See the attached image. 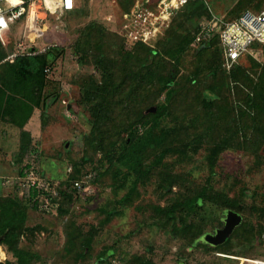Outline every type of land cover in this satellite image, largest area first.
Here are the masks:
<instances>
[{
  "label": "rangeland",
  "instance_id": "374dc122",
  "mask_svg": "<svg viewBox=\"0 0 264 264\" xmlns=\"http://www.w3.org/2000/svg\"><path fill=\"white\" fill-rule=\"evenodd\" d=\"M128 1L78 0L75 11L51 21L50 26H57L62 33L58 48L66 52L56 62L54 81L48 84L45 93L49 95L46 97L45 107L35 110L28 129L21 131L6 124L1 126L5 157H10L6 164L11 167L10 177L6 179L13 182L11 186L3 188L5 196L15 195L14 182L19 178L21 167L27 163L29 153L26 152L30 146L31 150L35 147L39 157L44 158L42 172L47 179L54 180L50 183L51 188L57 189L59 184L62 187L68 178L67 167L72 162L79 163L76 165L81 169V180L91 177V182L86 184L88 190L81 189L72 193L70 199L62 201L60 208L57 205L59 209H28L27 226L36 228V231L32 234L23 233L19 241L20 247L41 257L32 264H93L108 253H111L108 264H233V260L218 254L264 259V144L249 147L251 151L259 152L258 154L245 150H227L220 155L217 163L210 161L205 147L199 152L192 150L188 156L178 154L167 160L174 164L172 169L166 170L164 166L138 184L131 204L125 208L118 202L128 189L114 188L119 183L113 176L114 170L107 165L101 167L100 150L90 148V114L81 107L76 121L71 122L65 117L66 113L64 114L60 104L61 91L66 90V97L79 106V91L83 84L90 78L98 82L102 78L101 72L90 59L86 64L77 59L70 47L72 41L78 38L80 31L90 22L99 23L112 34L113 30L121 31L124 21L119 12H123ZM158 1L149 0L148 5L153 6ZM239 1L242 0H206L209 16L198 20V28L202 23L215 18L223 23L233 21L241 13ZM249 4V9L259 4L262 7L264 0ZM22 24L21 20L13 26L7 36L9 43L6 46L0 42V87L7 94L18 97L23 94L22 69L18 61L3 62L16 52L15 42L22 38ZM117 44L120 49L119 37L108 35L105 44L100 42L98 47L94 46L97 54L94 57L116 52L111 45L116 48ZM219 50V45L206 51L189 46L181 56L177 84L170 88L174 91L172 101L168 103L167 89L158 81L152 85L138 86L117 109L110 124L111 132L127 137L121 131V121L122 125L136 122L137 112L142 107L153 105L157 109L158 105L167 102L168 127L181 135L218 134L219 130L213 129L216 119L199 122V118L205 119L208 110L216 114V110H220L223 119L218 120L217 125L223 130L221 127L227 124L226 102L235 98L234 86L227 77L229 72L222 67V71H216V78L211 74ZM260 50L263 53L256 61L264 65L263 45ZM249 57L251 56L246 55L239 63L248 67ZM142 58V53L136 57ZM192 80L195 82L192 83ZM213 87L226 102L210 99V104L204 105L203 95ZM261 89L258 90V96L264 99V91ZM129 101L131 104L127 105ZM68 143L69 147H66ZM32 156L37 157L33 150ZM4 179L2 178L3 183ZM131 184L128 181V187ZM209 186L212 188H205ZM18 191L20 194L19 188ZM200 192L206 193L204 207L192 210L184 205L173 218H168L161 211L178 203L186 204ZM225 200L238 204L239 211L232 210L235 207H228ZM227 210L243 217L242 229L238 230L225 248L228 251L213 252L200 245L201 243L195 244L194 240L200 237V233H214L224 226L223 218ZM92 234V250L86 253L83 242ZM191 246L195 247L190 248ZM0 263L17 264L12 252L4 246H0Z\"/></svg>",
  "mask_w": 264,
  "mask_h": 264
},
{
  "label": "trees",
  "instance_id": "16d2710c",
  "mask_svg": "<svg viewBox=\"0 0 264 264\" xmlns=\"http://www.w3.org/2000/svg\"><path fill=\"white\" fill-rule=\"evenodd\" d=\"M140 1L129 0L126 2L123 12H119L121 16L130 12ZM254 1L257 0L239 1L238 6L241 13L233 21L248 10L261 12L264 9V5L260 7V4L249 9V3ZM208 8L206 0L189 1L183 9L184 11H181L179 18L175 17L172 21L170 28L165 33V35L168 33L167 36L164 38V35L156 40L153 43L154 46L144 43L129 46L120 30H113L112 34L97 22H90L70 45L77 59L81 62L84 61V64L90 59L94 67L101 72L102 78L100 82L90 78L83 84L79 91L81 105H74L70 98L66 97L68 94L63 89L60 93V104L64 114L66 113L65 117L71 122L76 121L75 118L77 119L76 116L79 115V108L81 107L90 114L91 133L88 136L90 148L100 150L103 164L101 167L107 165L114 170L113 176L119 181L118 185H114V188L128 189L126 195L118 202L120 206L129 207L128 205L131 204L132 198L137 192L138 184L143 183L153 173L155 174L164 166L166 170L172 169L174 164L167 160L178 154L188 156L192 150L199 152L202 147H205L209 152L210 161L217 163L220 155L227 150H245L258 154L259 152L251 151L249 147L264 144V99H260L258 96L259 89L262 88L261 90L264 91V65L256 61L263 53L259 44H254L251 47L253 55L245 54L240 58L241 60L246 55L251 56L248 58V67L240 64V60H238V63L227 74L229 81L234 86L235 98L226 102L215 87L203 95L204 105H209L210 101L208 100L210 99H214L215 102L225 101L227 104L225 114L227 115V124L223 126L224 128L221 127L223 130H220L219 125H217L218 120L223 119L220 110H216L217 114L208 110L205 119L199 118V122L212 118L216 119L213 129L217 128L218 134L213 136L181 135L177 130L168 127L166 121L169 116L167 102L158 105L157 109L153 105L142 107L143 109L141 108L137 112L136 122H128L126 125H122L121 121L120 127L123 128L121 131L127 134V137H121V133L111 132L110 124L113 116L117 114V109L123 102H126L125 99L130 95V92L137 89L138 86L142 84L152 85L158 81L167 89L166 100L168 103L172 101L174 91L170 88L177 84L181 56L189 46L193 49L206 51L219 45V55L221 54V56L218 55L216 63L212 66L211 74L216 78V71H222L224 55L219 34H212L201 43L196 42V36L199 33L197 22L203 16H209ZM108 35L119 37L121 48H118V44L116 48L111 45L113 50H117L116 52L94 57L97 55L94 46L97 45L98 47L100 42L105 44ZM65 52L58 46H54L42 54L17 59L23 73V94L18 97L7 94L3 89H0V145L2 125L6 124L23 131L35 110L45 107L46 97L49 96L45 95L47 86L54 81L53 73L56 70V62ZM140 53L143 54V58L136 59ZM194 82L195 80H192V83ZM231 83H229L230 86H232ZM130 104L131 101L127 103V105ZM66 147H69V143ZM32 150L37 154V157L32 156ZM32 150L30 146L26 152L29 153V156L26 157L27 165L21 170L19 178L33 167L43 178L47 179L42 172V159L44 160V158L39 157L35 147ZM71 164L67 167L68 178L65 179V183L62 187L58 183L56 189L58 197H53L55 206L59 205V208L64 199H70L73 196L72 193L78 191L75 187L76 182H91V177L81 180V169L76 165L79 163L72 162ZM213 171L214 169L211 174ZM19 178L14 182V194L16 196L13 197H7L3 194L5 186L3 180L0 179V246L8 248L12 252L17 264H32L41 257L20 247L19 241L23 233L32 234L36 231V228L28 227L27 222L29 219L28 209L38 210L39 208L38 194L36 191H29L20 196L18 191ZM49 181L53 183L54 180ZM128 181L132 182L129 187ZM205 188L211 189L212 187ZM205 197L206 193L200 192L186 204L178 203L161 211L168 218H173L184 205L189 206L192 210L204 207ZM225 202L226 205H229L228 207H235L232 210L239 211L238 204H234L230 200H225ZM240 229H242V225L219 247L214 248L202 243L200 245L209 251L226 252L228 250L225 248L228 247ZM203 233H200L199 236ZM93 237L92 234L89 239L83 242L84 252L89 253L92 250ZM193 247L195 246L190 248ZM110 255L111 253L104 254L93 264H108Z\"/></svg>",
  "mask_w": 264,
  "mask_h": 264
},
{
  "label": "built area",
  "instance_id": "2783aa9c",
  "mask_svg": "<svg viewBox=\"0 0 264 264\" xmlns=\"http://www.w3.org/2000/svg\"><path fill=\"white\" fill-rule=\"evenodd\" d=\"M189 1L191 0H159L153 6L148 5L149 0L138 2L130 12L122 15L124 23L121 33L128 45L153 44L162 38ZM77 2L78 0H0V42L4 46L9 43L6 39L13 26L23 21L22 38L15 42L16 52L3 63H13L20 57H33L51 47L59 46L62 33L57 26H50V22L75 11ZM216 33L219 34L224 52L223 68L229 71L243 55L251 53L254 44L264 45V9L261 12L248 10L232 22L223 23L215 18L202 23L196 42L201 43ZM18 180L21 195L29 191L37 192L38 207L41 210L51 211L56 208L53 200V197H58L56 189L51 188V182L43 178L35 168L28 169ZM87 182H76L75 187L86 191ZM5 183L12 185L13 182L6 179ZM218 256L233 260V264H264L262 258L224 254Z\"/></svg>",
  "mask_w": 264,
  "mask_h": 264
},
{
  "label": "water",
  "instance_id": "95a60500",
  "mask_svg": "<svg viewBox=\"0 0 264 264\" xmlns=\"http://www.w3.org/2000/svg\"><path fill=\"white\" fill-rule=\"evenodd\" d=\"M149 112H151V110H149ZM242 221L243 217L240 214L232 210H227L223 218L224 226L216 229L214 233H207L200 236L195 244L202 243L214 248L219 247L233 235L235 230L241 225Z\"/></svg>",
  "mask_w": 264,
  "mask_h": 264
},
{
  "label": "crops",
  "instance_id": "0c3cea01",
  "mask_svg": "<svg viewBox=\"0 0 264 264\" xmlns=\"http://www.w3.org/2000/svg\"><path fill=\"white\" fill-rule=\"evenodd\" d=\"M178 15V14H177ZM177 17V16H176ZM200 30V29H199ZM264 46V45H263ZM223 50V49H222ZM261 53V52H260ZM247 54H249V53H247ZM251 55H253V52H251L250 53ZM223 55H224V52H223ZM244 56V55H243ZM240 60V59H239ZM223 62H224V58H223ZM238 63V62H237ZM236 63V64H237ZM235 64V65H236ZM234 65V66H235ZM222 67H223V63H222ZM225 69V68H224ZM233 69V68H232ZM231 69V70H232ZM226 70V69H225ZM231 70H229V71H227V72H230ZM0 89H3V88H1L0 87ZM4 91H5V89H3ZM31 122H29L28 124H27V126H26V128L25 129H28L29 128V126L31 125L30 124ZM0 148H1V151H0V179H2V178H5L4 179V186L5 187H9V186H11V185H6V183H5V181H6V178H8V177H10V176H8L9 174H10V172H11V167H9L8 165L9 164H6L7 162H8V157H9V155L7 156L6 155V157H5V150H4V147H3V143H2V136H1V145H0ZM10 158V157H9ZM7 161V162H6ZM27 165V163H24V165H23V167H21L22 169L24 168V166H26ZM7 180H9V179H7ZM11 189V188H10Z\"/></svg>",
  "mask_w": 264,
  "mask_h": 264
}]
</instances>
